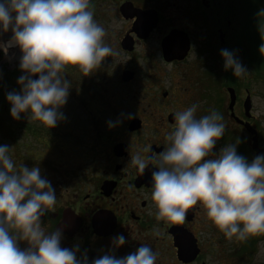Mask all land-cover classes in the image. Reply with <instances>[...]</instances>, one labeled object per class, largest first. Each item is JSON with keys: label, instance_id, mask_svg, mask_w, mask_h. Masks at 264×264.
<instances>
[{"label": "clouds", "instance_id": "obj_1", "mask_svg": "<svg viewBox=\"0 0 264 264\" xmlns=\"http://www.w3.org/2000/svg\"><path fill=\"white\" fill-rule=\"evenodd\" d=\"M90 5L91 0H0V33H12L0 42V49L7 55L9 48L18 46L22 53L20 91L6 94L14 120L26 114L28 120L55 128L66 119L60 109L72 87L66 69L73 66L88 76L105 58L118 54L105 43L107 31L94 19ZM220 54L225 71L231 69L237 78L249 74L234 51L222 49ZM197 108L193 104L175 112L174 130L166 135L167 146L158 155L138 152L130 157L141 173L149 165L157 169L151 173L155 219L183 224L188 210L200 204L206 218L228 240L243 242L264 235V154L251 161L239 155V137L214 153L226 131L224 117L211 109L197 118ZM262 113L264 102H258L254 116ZM122 122L107 123L111 129ZM10 150L0 145V264H89L87 251L78 259L79 247H61L59 228L45 231L42 217L55 208V189L39 167H17ZM152 234L161 232L154 228ZM19 242L28 246L21 249ZM125 243L124 235L111 241L113 249ZM156 260L152 247L141 244L127 256L118 258L110 252L91 264H156Z\"/></svg>", "mask_w": 264, "mask_h": 264}, {"label": "flooded vegetation", "instance_id": "obj_2", "mask_svg": "<svg viewBox=\"0 0 264 264\" xmlns=\"http://www.w3.org/2000/svg\"><path fill=\"white\" fill-rule=\"evenodd\" d=\"M90 7L94 11V19L107 31L105 43L118 53L109 59L116 61L120 56L129 57L125 67L119 69L120 72L117 74V82H120L118 87H129L133 80H137V69L140 73L139 76L142 74V66L136 60L144 61L148 72L165 65H171L176 69L180 68L186 63V59L164 61L163 42L165 38L172 32H184L188 36L192 48L194 40L192 30L195 28L200 35V45L204 49L210 40L207 30L211 27L213 15L216 16V23L221 27L218 33L221 32L223 35V43L220 42L222 49L228 50L229 43L232 46L241 47V27L237 32V24H239L238 27L241 25V19L237 13V8H239L237 0H91ZM212 12H214L213 15ZM228 37L230 38L228 39ZM6 60L7 55L0 53V64ZM10 61H13L12 64L10 63L13 68L16 65L19 66V60L10 59ZM133 64H137V67L135 68ZM113 67H115L114 64H112ZM76 71V67H68L65 78L74 79L73 72ZM124 72L134 73L133 79L127 82L123 81ZM183 72L185 73L184 70ZM23 74L21 71L20 76ZM88 76H92L93 80L98 76H102V79L109 77L101 71V68L94 69L93 73ZM33 78L36 79L38 76ZM111 78L116 79L115 71L109 77V79ZM10 79V75L4 76L0 72V100L4 98L3 101H0V145L11 147V158L15 157L13 161L18 167L20 151L17 136L22 128L19 120H14L11 117V105L6 100V94L13 91V86H16L9 81ZM183 79L186 80V78ZM109 82L106 80L108 86L111 85ZM90 83V88H97L92 85V81H89L85 87H88ZM101 88H105V86ZM108 88H112V86ZM186 89L176 88V91L172 93L169 90L162 91L161 89L160 93L152 92V96H155V101L159 104V113L163 116L164 124L168 128H170L169 125L172 126L170 131L174 130L173 116L178 111L177 106L186 103L184 96ZM244 94L245 98L247 95L252 96L248 88L244 90ZM167 108L171 110L166 111ZM24 116L27 117L26 114H23L22 118ZM151 118L149 116L144 119L148 121ZM253 120L254 115L249 119L250 123ZM130 122L125 120L128 125L124 123L123 127L116 131L100 130L102 134L108 133V138H103L107 141L106 156L103 163L96 165L91 171V175L85 176L84 173L81 174L82 170L79 171L81 177L85 176L86 181L77 178L74 181L76 185L68 189H66L67 185L63 180L51 183L55 189L57 203L54 210L42 217V226L47 233L59 228L62 231L61 247L69 249L79 247L78 259L81 253L87 251L89 264H91V260L110 252L118 258L127 256L141 244L151 246L157 253L156 264H206L208 257L212 254V248L206 246L201 237L202 230L207 227L205 214L201 216L202 212H200L202 206L197 204L189 209L183 224L157 222L154 215L156 208L151 200V173L157 169L149 165L144 173H141L131 163L132 151L137 154L139 148H133L126 137L134 134L145 135L137 134L140 133V130L143 131L142 123L136 130H131ZM236 125L244 129L243 126ZM42 126L44 125L40 123V129L43 128ZM168 128L165 131V137L162 135V139L146 141L147 151H144V156L158 155L167 146L166 135L170 132ZM44 130L49 133L46 128ZM24 136L27 139L33 137V134L29 130L28 134H24ZM40 144L43 146L45 143ZM23 147L26 151V154H23L24 160L31 157L32 153L29 152L37 151L32 148L31 144H25ZM131 148H133L132 151ZM42 163L41 160H38L34 165L25 164L24 166L28 168L38 165L41 168L49 167ZM65 174L64 179H67L70 174L72 178L75 176L71 170L66 171ZM150 213L152 214L150 215ZM154 228H159L160 236L152 234ZM180 232L195 241L197 256L190 262H184L178 257L177 236ZM118 235H124L126 243L113 249L111 241ZM19 246L23 249L28 245L26 242H19Z\"/></svg>", "mask_w": 264, "mask_h": 264}, {"label": "rangeland", "instance_id": "obj_3", "mask_svg": "<svg viewBox=\"0 0 264 264\" xmlns=\"http://www.w3.org/2000/svg\"><path fill=\"white\" fill-rule=\"evenodd\" d=\"M237 3L239 4L237 13L241 19V25L238 27L239 24H237V32L241 27L240 45L242 50L240 46H232L230 43L228 50L236 53V57L249 71L247 76L237 78L231 69L225 71L224 59L220 54L222 44H220L218 34L221 27L216 23V16L212 12L211 27L207 30L210 37L209 43L203 49L200 45L198 30L193 28L192 48L186 63L180 68L176 69L171 65H165L148 72L145 62L136 60L142 66L143 72L139 76L140 73L137 69L138 79L133 80L126 88L118 87L120 82H117V74L120 72L119 69L125 67V63L128 62L129 57L127 56H120L116 61L107 57L98 67V70L101 68V71L109 77L115 71V80L109 79V77L102 79V76L94 77L93 80L92 76H83V73L77 68V71L73 72L74 79L70 80L72 87L67 103L60 109L66 117L64 121L59 122L55 128L49 129L42 126L43 128L40 129L39 121L28 120L25 116L22 118L23 114H21L19 124L22 129L17 136L20 164L34 165L38 160H41L46 166H49L42 168L39 165L36 166L40 168L42 176L51 183L63 180L67 185L66 189H68L76 185L74 181L77 178L86 181L84 177L88 174L91 175L95 166L103 163L107 150L105 148L107 141L103 138L107 139L108 133L102 134L100 130L116 131L123 127L125 120L128 123L131 121L129 125L131 130H136L142 123L143 131L140 130V133L137 134L145 136L127 135L126 139L133 145V148L138 147L139 153L143 155L147 147L146 141L162 139V135L165 137V131L168 128L162 120L159 104L155 101V96H152V92L160 93L163 90H169L172 93L176 91V88H187L184 95L186 103L179 104L178 111L197 104V118L208 114L211 109H215L223 115L226 131L213 149L214 153H218L225 145L235 143L236 138L239 137L241 143L237 146L238 154L249 161L254 159L251 136L246 130L237 126L234 119L229 116L226 88L229 86L235 88L237 102L234 111L241 118L244 117L243 102L246 88L252 95V115L258 110V102H264V52H260L261 45H264V0H237ZM0 53L4 54L2 50ZM8 58L9 52L7 60L0 64V72L4 76L10 75L9 81L16 85L12 89L19 92L20 86L17 84V80L21 70L17 65L13 68L11 65L13 61ZM112 64L115 65L114 69ZM133 66L136 68L137 64H133ZM106 80L110 81L111 85L109 86L112 88H108ZM89 81H92V85L97 88H90L91 83L85 87ZM103 86L105 88H101ZM3 100L4 98L0 101ZM169 110L171 109H166V111ZM128 114H132L134 118L127 119ZM149 116L152 118L145 121L144 118ZM117 119H121L123 122L119 126L109 129L107 122H115ZM133 122L136 127L132 125ZM128 123L125 124L128 125ZM251 125L258 132L259 147L264 154V113L259 118L254 116ZM169 127L172 126L169 125ZM45 128L49 133L44 130ZM170 128H168L169 131ZM37 129L39 130L37 131ZM29 130L33 137L26 139L24 134H28ZM43 142L45 144L42 146L40 143ZM25 144H31L32 148L37 150L29 152L32 154L27 158L28 160H24L23 157V154H26L23 147ZM132 154L134 156L136 153L132 151ZM70 170L75 174L74 179L71 174L67 179H64L65 172ZM80 170H82L81 174L84 173L85 176L81 177ZM200 212H202L201 216L205 214L203 208ZM204 217L206 218V214ZM206 225L207 227L202 230L201 237L206 246L212 248V254L208 257L206 264H264L263 235L262 238L261 235L254 236L243 242L235 239L228 240L210 220L207 219Z\"/></svg>", "mask_w": 264, "mask_h": 264}, {"label": "water", "instance_id": "obj_4", "mask_svg": "<svg viewBox=\"0 0 264 264\" xmlns=\"http://www.w3.org/2000/svg\"><path fill=\"white\" fill-rule=\"evenodd\" d=\"M11 30L7 33H0V42H6L11 38ZM219 38L221 43H223V35L219 32ZM190 50V41L188 36L184 32H172L169 34L164 42H163V52H164V59L167 62H171L173 60L181 61L183 60ZM134 76L132 72H124L122 76V80L127 82L130 81ZM229 94V102H228V110L230 113V117L234 119L238 124H241L245 127L247 132L252 135V148L255 151V157L257 155H261V150L258 145V138H257V131L251 126L248 121H243L237 117L234 113V107L236 104V93L233 88L227 89ZM244 114L247 118L251 117V98L248 96L244 103ZM133 126L136 127V124L133 122ZM178 237V256L183 261H191L197 255V251L195 250V242L194 240L186 235L183 232H180Z\"/></svg>", "mask_w": 264, "mask_h": 264}, {"label": "bare ground", "instance_id": "obj_5", "mask_svg": "<svg viewBox=\"0 0 264 264\" xmlns=\"http://www.w3.org/2000/svg\"><path fill=\"white\" fill-rule=\"evenodd\" d=\"M0 50H2V49H0ZM8 52H9V59L19 60V62H20V57H21L22 53H21L18 46H13V47L9 48Z\"/></svg>", "mask_w": 264, "mask_h": 264}]
</instances>
